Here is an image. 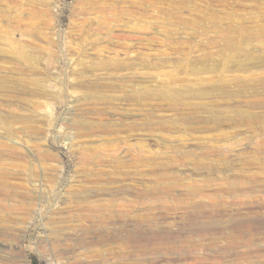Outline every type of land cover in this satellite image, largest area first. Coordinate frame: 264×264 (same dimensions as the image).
<instances>
[{
    "label": "rangeland",
    "instance_id": "rangeland-1",
    "mask_svg": "<svg viewBox=\"0 0 264 264\" xmlns=\"http://www.w3.org/2000/svg\"><path fill=\"white\" fill-rule=\"evenodd\" d=\"M0 250L264 264V0H0Z\"/></svg>",
    "mask_w": 264,
    "mask_h": 264
},
{
    "label": "trees",
    "instance_id": "trees-1",
    "mask_svg": "<svg viewBox=\"0 0 264 264\" xmlns=\"http://www.w3.org/2000/svg\"><path fill=\"white\" fill-rule=\"evenodd\" d=\"M32 264H38L37 261L35 259H33Z\"/></svg>",
    "mask_w": 264,
    "mask_h": 264
},
{
    "label": "bare ground",
    "instance_id": "bare-ground-1",
    "mask_svg": "<svg viewBox=\"0 0 264 264\" xmlns=\"http://www.w3.org/2000/svg\"><path fill=\"white\" fill-rule=\"evenodd\" d=\"M1 251V250H0ZM3 251V250H2Z\"/></svg>",
    "mask_w": 264,
    "mask_h": 264
}]
</instances>
